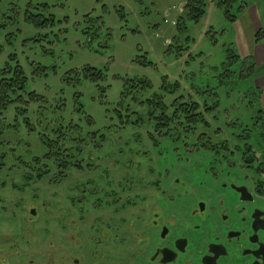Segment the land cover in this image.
Here are the masks:
<instances>
[{
	"label": "rangeland",
	"instance_id": "obj_1",
	"mask_svg": "<svg viewBox=\"0 0 264 264\" xmlns=\"http://www.w3.org/2000/svg\"><path fill=\"white\" fill-rule=\"evenodd\" d=\"M220 1L225 0H206V14L196 23L187 16V0H0V26L6 23L5 29L0 28V69L15 65L9 57L16 55L28 77L27 92L48 99L46 104L31 103L28 107L26 117L33 131L25 117L16 121V106L0 114V183L23 185V193L10 194L5 188L0 194L7 202L21 195L25 224L33 217L29 225L37 229L32 239L23 241L24 252H29L28 242H36L38 258H44L53 240L45 229L59 227L63 220L59 211L70 209L71 218L78 220L79 200L84 198L90 226L112 210L97 209L98 200L112 199L106 193L118 191L120 205L134 194H145L147 182L156 180L158 172L170 170L176 160L184 162L186 150L191 148H205L204 144L244 148L248 144L258 156H264V131L256 124L264 116L260 102L264 65L257 67L250 58L240 57L248 50L243 35L248 36V26L240 23L237 27L236 21L231 22L218 5ZM29 4L49 5V12L40 11L63 23L54 29H36L25 21ZM253 6L263 24L261 42L264 0H237L232 13L238 23L246 22L242 14ZM89 14L99 18L93 22L95 27L101 26L98 35L93 33L94 26L85 24ZM11 16L18 24L11 25L7 20ZM86 28L88 35L83 33ZM38 35L48 38L40 44H25ZM142 57L153 65L144 67ZM87 66L103 71L104 80H83L73 86L65 83L66 75ZM42 67L47 73L41 72ZM141 79L148 80L152 88L139 89L123 101L127 80ZM164 80L167 85L179 82L181 89L167 94L162 88ZM155 95L164 98L169 114L180 98L190 104L198 102L203 113L206 103L216 105L212 113H205L209 125L201 124L192 133H185L183 127L188 126L183 122L182 127V120L159 131L155 121L129 126L118 118V111L124 122L135 112L146 115L145 101ZM80 102L82 111L78 110ZM61 131L68 140L61 145L63 153L69 150L70 160L82 166L81 170L72 166L64 179L54 159L44 158L48 149L42 140V135L62 140ZM79 148H84L82 153ZM38 157L40 164L34 162ZM42 167L50 173L40 180L37 170ZM26 174L35 179L27 182ZM3 205L0 202V207ZM30 206L37 208L36 216L30 214ZM129 213L121 215L128 217Z\"/></svg>",
	"mask_w": 264,
	"mask_h": 264
},
{
	"label": "flooded vegetation",
	"instance_id": "obj_2",
	"mask_svg": "<svg viewBox=\"0 0 264 264\" xmlns=\"http://www.w3.org/2000/svg\"><path fill=\"white\" fill-rule=\"evenodd\" d=\"M186 152V162L158 172L145 194L120 205L118 191L106 193L112 199L98 200L97 209L112 210L90 226L84 198L78 220L59 211L63 220L45 229L53 240L40 259L36 242L23 251L37 229L33 217L25 224L22 196L7 202L0 194V264H264V156L253 148ZM4 189L23 193V185L3 180ZM29 212L36 216L37 208Z\"/></svg>",
	"mask_w": 264,
	"mask_h": 264
},
{
	"label": "trees",
	"instance_id": "obj_3",
	"mask_svg": "<svg viewBox=\"0 0 264 264\" xmlns=\"http://www.w3.org/2000/svg\"><path fill=\"white\" fill-rule=\"evenodd\" d=\"M235 1V2H234ZM237 0H225L220 1L219 6L224 8L226 17L231 21L235 22L237 20V17L234 13H232V8L234 7V3H236ZM43 9L47 12L50 10L49 5H41L36 6L34 4H29L28 8L25 12V21L31 25H33L36 29L39 30H45V29H54L58 25H61L63 21H59L55 15L52 14H44L40 10ZM186 11L187 16L195 21L196 23L200 22L202 18L206 14V0H188L186 5ZM14 13V12H13ZM46 13V12H45ZM15 14V13H14ZM99 18L95 19L92 18V16L89 14L85 16V24L89 26H94L93 22H97ZM7 20L10 21L11 25L18 24V20L14 19L12 16L8 17ZM15 20V22H14ZM67 21V20H66ZM92 23V24H91ZM6 23L2 24L0 26L1 29L6 28ZM101 28V26H99ZM99 28L95 27L93 30V33L95 35H98ZM91 29V28H90ZM84 34H89L88 29L86 28L83 31ZM11 37V36H9ZM48 38L46 35H38L37 37L33 38L32 41L25 42L26 43H34V44H40L43 41H45ZM261 39L260 32L256 35V41L258 42ZM3 52V47L0 46V54ZM144 61H142V64L144 67H150L153 65L151 61H149L147 58H144ZM9 60L11 63H15V65L7 64L3 69H0V114L3 112H6L9 110L10 107L16 106V113L17 118L16 121H19L20 117H25L24 122H26V125L30 127V129L33 131L34 128L31 125L30 119L26 117L28 115V107L31 103H40V104H46L48 103V99L45 98L42 95H38L35 92H27V83H28V77L26 76L25 70L23 66L18 62V58L16 55H12L9 57ZM253 62L252 59H249ZM254 64V62H253ZM42 73H47V68L42 67L41 68ZM73 75V76H72ZM65 83L67 85H74V83H80L83 80H88L94 83H98L104 80V73L103 71L96 69L94 67H84L82 71H72L70 74L65 76ZM72 80L74 82H72ZM166 80V79H165ZM164 80V81H165ZM124 91L122 92V99L125 101L128 99L133 92L139 90V89H151L152 86L150 82L146 79L141 80H127ZM102 88V87H101ZM164 89V92L167 94L173 95L177 91L181 89L180 83L176 82L175 84L167 85L166 81L164 85L162 86ZM104 90V88H103ZM24 95H27V99L24 97ZM134 100L138 101L136 98ZM145 104L148 109V113L146 115H140L138 113H133L132 118L127 117L126 121L124 122V117L121 112L118 111V118L122 121L123 124L129 125V126H135L139 125L140 122L143 124L145 121H155L156 129L159 131H163L166 129H169L172 125H176L177 122L181 121L184 122V125H187L188 128L183 127V130H185V133H192L196 128L203 124L208 126V122L206 120L205 113H212V111L215 109L216 103L205 104L207 106L205 108V113L201 112L202 105L198 102H193L192 104L188 102H183V100L177 99L174 103L175 110L172 114H169V107L164 101V98L160 95H155L151 99H147L145 101ZM120 107H124L125 104L121 103L119 105ZM83 104L80 102V106H78V110L82 111ZM136 118V119H134ZM256 124L257 127H260L261 131H263L264 128V116L262 118L257 119ZM262 127H261V126ZM63 133L62 131L60 134ZM0 134H3V129L0 131ZM62 135V134H61ZM66 135V134H65ZM96 136V134H94ZM62 140H53L45 137L42 135V140L45 144V146L48 149V153L44 157L45 159H54L55 163L57 164V167L59 169L60 177L61 179L67 177V171L72 167L75 166L78 170L82 169V166L79 163H74L70 159L72 157L69 150H66L63 153V148H61V145L65 142H67V138L63 135ZM103 138V136H102ZM205 148H215L213 145L204 144ZM57 147V148H56ZM244 148H252L251 145L246 144ZM84 148H79V151L82 153ZM41 158H34V162L37 164L41 163ZM47 167V166H45ZM50 171L48 169H45L44 167L39 168L37 170V177L38 179L42 180L44 179ZM25 179L27 182H30L35 179V176L32 174H26ZM59 181V180H57Z\"/></svg>",
	"mask_w": 264,
	"mask_h": 264
},
{
	"label": "crops",
	"instance_id": "obj_4",
	"mask_svg": "<svg viewBox=\"0 0 264 264\" xmlns=\"http://www.w3.org/2000/svg\"><path fill=\"white\" fill-rule=\"evenodd\" d=\"M242 16L245 17L246 22L238 23L239 19H237L238 21L236 20L237 23L236 22L235 23L237 24V27H238V24L240 23L246 24L248 26L249 34L248 36L245 34L243 30V24H242L241 32H244L243 35L245 36L246 42L248 43V50L246 52L242 51L240 57L252 59L255 66L257 67L263 66L264 65V41H261V42L256 41L257 33H259L261 29H263V24L261 22L260 13L257 7L253 6V7L248 8L246 11H244ZM238 30L240 31L239 28ZM238 41H240V39H238ZM260 86L262 87V96L260 98V102L263 108L262 111L264 112V79L263 81H261ZM263 131H264V128H263Z\"/></svg>",
	"mask_w": 264,
	"mask_h": 264
},
{
	"label": "built area",
	"instance_id": "obj_5",
	"mask_svg": "<svg viewBox=\"0 0 264 264\" xmlns=\"http://www.w3.org/2000/svg\"><path fill=\"white\" fill-rule=\"evenodd\" d=\"M188 1V0H187Z\"/></svg>",
	"mask_w": 264,
	"mask_h": 264
}]
</instances>
